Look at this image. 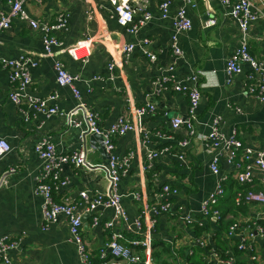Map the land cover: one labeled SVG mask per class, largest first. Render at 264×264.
<instances>
[{"label": "crops", "instance_id": "crops-1", "mask_svg": "<svg viewBox=\"0 0 264 264\" xmlns=\"http://www.w3.org/2000/svg\"><path fill=\"white\" fill-rule=\"evenodd\" d=\"M165 1L169 2L168 17H163L161 8ZM93 2L95 7H90L85 0H25L29 19L14 18L11 26L0 32V138L11 145L10 152L0 159V238L18 241V247L9 252L11 264H79L80 253L71 238L67 217L62 214L48 225L43 219L42 198L36 191L43 164L36 146L48 139L56 145L59 154L85 148L91 163H106L111 154L98 150L90 140L91 133H86V126L70 125L66 115L80 102L94 112L100 126L107 129L120 116L131 115L135 107L154 104L155 110L144 117L143 126L153 135L152 148L171 146L170 152L149 161L143 134L129 131L113 139L112 153L119 161L129 157L119 183L126 220L116 218L115 208L100 206L92 213L85 211L88 202L81 198L82 191L87 190L91 198L108 191L109 181L103 171L63 164L59 168V181L55 184L49 179L48 182L53 186L55 201L81 204L82 219L86 216L83 235L92 264H134L110 253L105 258L99 254L116 230L125 234L127 241L136 238L138 235L128 226L143 212L145 203L159 202H167L169 210L157 216L152 264L187 261L180 252L197 244L202 246V242L216 248L220 242L216 236L219 222L201 214L204 200L217 184H223L224 196H236L239 191L260 186L257 167L251 183L237 179L236 163L246 164L244 150H238L233 161L229 160L228 151H221L219 172L211 170L215 153L220 150L213 148L208 139L216 119L223 133H236L244 146L256 152L264 149V99L248 88L249 65L244 64L242 72L231 82L226 74V62L240 39L238 21L222 0H197L196 6L186 4L191 28L177 32L173 17L185 5L183 0H132L137 8L143 5L152 17L137 32H129L117 22L110 3ZM252 3L260 18L250 26V52L264 61V0H252ZM10 9L9 0H0V16L8 14ZM91 9L94 18L89 19L87 12ZM61 15L66 20L65 28L54 32L60 44L53 45L48 52L43 32L32 27L30 21L53 24ZM142 17L138 9L135 18ZM209 18L216 19L217 23L205 26ZM173 35L177 36L181 54L174 52ZM86 36L93 37V42L90 56L82 60L72 49ZM128 43L135 44V49L125 57L121 47ZM148 52L156 55V60L153 61ZM22 57L31 58L37 65H28L32 80L20 89L12 82L11 70L4 62L18 61ZM59 61L76 77L73 86L81 94L80 101L72 87L58 83L55 64ZM112 61H117L114 70L109 69ZM177 82L200 90L201 100L193 113L189 96L174 88ZM13 92L23 99L28 96L48 99V104L57 106L59 113L46 116L26 101L17 104L11 99ZM177 116L192 119L193 130L186 127L173 130L170 122ZM157 132H164L169 138L161 141L155 137ZM184 138L189 139V144L181 158L178 142ZM253 160L254 156L250 162ZM62 181L67 183L63 185ZM165 184L177 188L178 193L159 196ZM134 192H138L141 199L135 198ZM248 206L247 213L239 212L236 216L229 213L225 221L236 220L246 226L263 208L257 201ZM95 216L99 218L97 225H94ZM181 216L190 217L191 222H185ZM112 220L115 226L107 227L106 223ZM143 226L146 228V223ZM230 242L228 252L237 260L249 263L250 252L238 249L240 233ZM248 243H252V253L264 264V237L256 236ZM234 247L240 251L237 256ZM133 250L143 253L141 247L135 246Z\"/></svg>", "mask_w": 264, "mask_h": 264}, {"label": "built area", "instance_id": "built-area-1", "mask_svg": "<svg viewBox=\"0 0 264 264\" xmlns=\"http://www.w3.org/2000/svg\"><path fill=\"white\" fill-rule=\"evenodd\" d=\"M41 2L42 0H36ZM101 3L108 2L114 8V13L116 15L117 22L125 27L129 32H137L143 25H145L148 20L151 19L152 15L149 11H146L144 6H138V8L133 5L132 0H98ZM185 5L180 7L176 15L173 17V23L177 32L182 30L190 29L192 26L190 18L187 16L186 4L191 6H196L197 0H183ZM11 4V9L8 14H1L0 16V32L9 28L11 22L14 18L29 19L27 10L25 9V0H9ZM90 7H95L93 0H85ZM223 4L227 6L232 16L238 21L240 28V39L239 43L228 58L226 62V74L228 82H231L233 77L241 73L243 70V65L248 64L250 67V72L248 74V88L249 90L256 94L261 100L264 99V61L256 59L250 52L249 47V32L250 26L253 22L260 18V15L255 10L252 0H222ZM168 6L169 2L165 1L161 4L163 10V17H168ZM143 13V17L136 20L135 16L137 10ZM89 19L94 18V10H88ZM217 23L214 18L207 19L204 24L205 26H213ZM32 27L40 29L43 32V38L46 50L50 52L51 47L56 44H60V41L54 35V32L59 29H64L66 25L65 18L61 15L57 23L46 24L38 21H30ZM93 42V37L86 36L81 39L76 46L72 49L73 53L86 60L91 54V44ZM146 43L149 40H145ZM172 47L176 54H181V49L178 47L177 36L173 35ZM135 49V44L128 43L121 47L122 54L126 57L127 54ZM147 52V51H146ZM148 55L154 61L156 60V55L149 53ZM37 65L29 57H22L18 61H7L4 62V66L10 68L11 80L13 83L17 84V88L23 89L31 83V74L28 65ZM117 65V61H112L109 63V69L114 70ZM57 71V81L61 86L72 87L74 94L78 101L81 99L80 92L74 88L73 84L76 80L65 67L62 62H57L55 64ZM174 88L178 91L184 92L189 96L191 103V112L193 113L201 100V92L198 87L188 88L183 84L177 82ZM52 98H55L53 96ZM11 99L20 104L26 101L28 105L36 110L37 112L43 113L46 116H51L53 114L59 113V108L57 106H50L48 104V99H38L32 96H28L23 99L19 93H11ZM155 110L154 104H147L140 107H135L132 110L131 115H122L115 122H113L109 128L103 129L99 124L98 116L87 109L80 102L74 110L69 112L66 116L68 117V122L70 125L75 127L86 126V133H97L102 135L103 144L106 150L111 154L110 159L106 163H91L87 159V150L81 148L71 154H59L56 149V145L48 140L40 141L36 146V151L42 160V173L41 179L37 184V193L42 198V215L43 219L48 225L49 223L58 220V217L64 214L67 217L70 234L73 242L77 245L80 253V263L79 264H92V255L89 251L87 242L83 235V211L80 210V203L74 202H62L59 203L55 201L53 197V186L48 182L49 179H53L55 184L60 179L59 168L63 164H73L77 167H85L90 170H100L103 171L109 181V188L105 195L98 194L91 198V195L87 190L82 191L81 198L88 205L85 209L87 213H92L98 207L115 208L116 218L120 220L123 218L126 220V214L121 206L122 194L119 191V183L124 170V167L129 163V157L124 158L119 161V159L112 153L114 149L113 139L119 135H123L126 132L134 131L137 134H143V145L145 149L146 159L152 161L154 158L162 156L170 152L171 146H166L162 149H154L151 147L152 140L150 133L145 131L143 126V119L146 115ZM194 117V115L192 116ZM219 119L214 121V126L212 132L209 134L208 139L213 148L220 150L215 153V156L211 162V170L214 173L219 172V157L221 156V151H228L229 160L233 161L238 150H244L243 155L246 164L241 162L236 163L239 171L237 172V179L241 183H251L253 180V171L257 167L260 172V190L249 189L248 191H239L236 195V201L239 202L245 199L248 202L257 201L260 202L263 208L258 212L257 217L254 220H249L246 226H243L241 222L234 220L228 230L225 232L226 237L231 240L237 233L241 235V242L238 243L239 250H247L251 254V261L245 264H262L258 261V256H256L253 251L252 243H248L250 240L253 241L256 236L264 237V149L262 151L256 152L251 147H246L243 142L236 136V133L232 135H227L220 130L218 125ZM171 128L173 130H178L186 127L187 129L193 130L192 119H184L182 117H175L170 122ZM155 136V135H154ZM159 140L163 141L169 136L164 132H157L156 136ZM0 143L5 147V150L0 153V159H2L11 150V145L8 140L0 138ZM189 144V139L184 138L178 142L179 149L182 153L179 154L181 158L185 155V147ZM254 156L252 162L251 159ZM66 181H62L61 184H66ZM159 196H164L166 194H177L178 189L172 188L169 184H165L161 188ZM225 190L223 184L219 182L215 189L211 192L209 197L204 200L201 208V214L204 218H210L219 222L223 218L222 210L218 207L219 200L224 196ZM133 196L137 199H141V195L138 192H134ZM169 210V204L167 202H159L156 204L145 203L143 212L128 226V229L132 231L135 235L141 236L140 238H134L133 240L127 241L129 244L142 247V255L135 252L133 247L129 244L123 242L125 240V234L116 230L112 234L111 241L106 245L105 248L101 249L100 257L105 258L108 253L113 255L119 260H123L129 263H142V264H152V253H153V230L157 222V216L163 212ZM185 222H191L190 217L181 216ZM99 223L98 216L94 217V225ZM143 223H146V228H144ZM107 227H114L115 220L106 223ZM208 244L202 242V247H206ZM18 247L17 240H9L7 238H0V264H11V259L9 257V252ZM180 259V258H179ZM204 260L207 264H236L237 257L231 255L228 251L226 255H222L216 248H211L206 255H204ZM177 264H190L188 261L183 259L178 260Z\"/></svg>", "mask_w": 264, "mask_h": 264}, {"label": "trees", "instance_id": "trees-1", "mask_svg": "<svg viewBox=\"0 0 264 264\" xmlns=\"http://www.w3.org/2000/svg\"><path fill=\"white\" fill-rule=\"evenodd\" d=\"M260 186H258L255 190H260ZM249 189H245L244 191H248ZM226 195V194H225ZM236 196H222L219 200L218 207L222 210L223 218L219 221L220 224V230L216 233V236L220 242L217 244V250L222 255H226L225 251L227 252L229 248H231V242L228 238H225L223 235L228 230V227L232 223L233 220L225 221V218L227 215L233 214L237 215L239 212L247 213L248 211V205L250 202L246 201L245 199L240 200L237 202L235 200ZM231 199V200H230ZM234 199V200H233ZM224 233V234H223ZM130 239L132 238L131 235H129ZM141 236H137V238H140ZM224 237V238H223ZM134 239V238H133ZM132 239V240H133ZM125 243L127 242L126 236H125ZM132 247H135L133 244H129ZM212 245H207L206 247H202L201 245H194L192 247H189L185 249L184 251L180 252V255L182 258L186 259L190 264H207L203 259L204 255L208 253V251L211 249ZM141 247V246H137ZM142 248V247H141ZM233 251L235 252L236 256L238 255V249L233 248ZM152 257L154 258V251L152 253ZM246 262L243 260H238L236 264H245Z\"/></svg>", "mask_w": 264, "mask_h": 264}, {"label": "water", "instance_id": "water-1", "mask_svg": "<svg viewBox=\"0 0 264 264\" xmlns=\"http://www.w3.org/2000/svg\"><path fill=\"white\" fill-rule=\"evenodd\" d=\"M89 136H90L91 142L96 145V147L98 148V150H100L102 153L107 152L106 151V148H105V146L103 144V137H102V135L97 134V133H93V134H90ZM83 220L86 221V216L83 217Z\"/></svg>", "mask_w": 264, "mask_h": 264}, {"label": "clouds", "instance_id": "clouds-1", "mask_svg": "<svg viewBox=\"0 0 264 264\" xmlns=\"http://www.w3.org/2000/svg\"><path fill=\"white\" fill-rule=\"evenodd\" d=\"M5 150V147L0 143V153H2Z\"/></svg>", "mask_w": 264, "mask_h": 264}]
</instances>
